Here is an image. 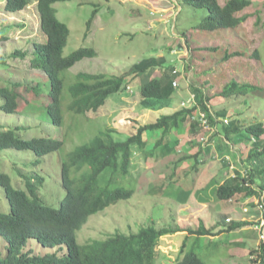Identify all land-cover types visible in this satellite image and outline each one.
I'll use <instances>...</instances> for the list:
<instances>
[{"label":"rangeland","instance_id":"1","mask_svg":"<svg viewBox=\"0 0 264 264\" xmlns=\"http://www.w3.org/2000/svg\"><path fill=\"white\" fill-rule=\"evenodd\" d=\"M252 2L253 4L243 11L251 17L239 27L213 31L198 27L204 16L208 14L207 11L195 9L183 0L56 2L54 6L58 17L69 25L71 31L64 54L69 55L82 46L94 47L98 52L95 57H86L77 62L65 74L66 90L72 78L70 75L74 76L81 71L121 73L130 69L134 63L151 56H165L168 63L173 64L180 71L179 85L168 100L147 103L140 98L141 83L138 78L134 82L133 80L130 81L131 83L128 82L130 86H124L119 92L112 94L98 111H90L86 116H82L81 127L72 131L69 137L68 149L92 138L107 126L116 128L119 131L117 135L124 138L136 132L140 125L154 122L162 114H169L185 107L182 105L183 102L187 104L194 102L195 95L192 92L195 89L205 90L211 96H216L232 78L249 81L264 89V0H252ZM5 3L6 0H0V36L4 35L9 39L0 41V58L7 59V64L0 62V86L20 81L22 87L19 88L21 98L17 113L7 114L0 111V124L6 127L31 125L29 133L45 129L54 134L56 131L51 122L48 124L44 121L47 120L44 110L36 111L31 106L38 99L44 102L46 91L37 95L34 91H26L25 88L27 84L35 85L37 81L43 86L46 83L44 72L30 67L34 42L43 40L44 37L40 28L37 0H32L25 10L17 12L6 10ZM95 4L99 5V11L89 26L88 23L96 8ZM18 49L24 51L25 56L18 54L11 56ZM256 50L260 52L259 59L254 55ZM233 52L242 54L224 59L226 53ZM161 73V69H157L154 75L159 77ZM211 105L216 108L226 106L233 114H240L231 117L240 119L245 125L252 121H264V92L261 95L253 93L243 97H218ZM187 130L182 131L180 136L173 131L174 135L182 139L181 145L177 146V150L180 151L176 155L161 157L156 162L155 157L146 160L142 157L138 158L140 154H134L137 166L131 169L133 174L125 178L126 183H124L126 187H136L134 195L92 214L88 222L77 231L79 243L102 239L118 230L136 231L141 226L151 223L159 227L180 226L183 229H196L200 221H206L207 228L218 226L216 229L211 228L212 231L217 232L223 229L222 225L227 228L226 222L221 219L223 209H227L225 212L231 210L234 214L230 215L235 216L234 219H248L255 223L252 211L247 214L241 208L250 206L254 209L258 201L264 197V177L258 178L259 186L254 183L259 194L239 195L240 200L235 203L240 208L236 210L227 207L226 203L218 199L216 193L221 181L233 175L236 170L245 173L248 166H251L244 161L247 158L246 149H249L251 144L247 143L244 147L245 152H241L238 144L233 146L232 152L229 146H222L221 151L226 148L229 154L225 155L223 164H216L222 159L215 147L219 139L216 127L210 126L200 132L198 143L202 137L210 139L211 137H208L210 133H213L214 138L210 144L201 142V145L190 153L187 142L191 136ZM231 144L229 142L228 145ZM200 147L208 151L203 155L202 164L200 162L198 164L200 170L197 171L195 168L196 159L192 161L191 158L185 161L182 171L170 179L175 161L186 153L194 156ZM224 152L226 153V150ZM54 156L44 159L48 162L42 171L50 174L52 180L42 193L50 205L58 207L64 196V190L61 182L55 179L57 159ZM0 157V164L10 171L11 177H13L11 168L14 166V160L26 159L25 155L14 151L0 153ZM13 181L15 182L14 177ZM236 204L234 207H237ZM0 208L4 211L8 210L2 188H0ZM253 226H247L243 230L225 231L215 237L196 234L188 237L186 231L166 234L156 246L155 264H175L177 258L182 257L187 251L200 254L206 264H257L258 261L251 260L258 258V253L251 255L249 250L260 247L264 237H260V233ZM233 240L238 242L246 240L247 243L235 246L231 244ZM31 242L38 254L54 252L58 248L45 247L34 240ZM185 242V251H182ZM6 244L0 236V256L6 254Z\"/></svg>","mask_w":264,"mask_h":264},{"label":"trees","instance_id":"2","mask_svg":"<svg viewBox=\"0 0 264 264\" xmlns=\"http://www.w3.org/2000/svg\"><path fill=\"white\" fill-rule=\"evenodd\" d=\"M31 1L6 0L5 9L11 12L23 11ZM58 1L67 0H37L44 41L34 42L30 67L43 71L46 83L43 86L37 81L35 85L25 86L26 91H34L37 95L46 91V100L42 102L38 99L31 106L36 111L44 110L47 119L44 121L48 124L51 122L56 132L52 134L45 129H39L36 133H29L31 125L6 127L0 124V153L14 151L26 156V159L14 160L11 172L15 182L10 171L0 164V188L4 190L8 203L7 211L0 208V236L7 243V252L0 256V264H155L156 246L166 234L186 231L188 237L193 234L215 237L225 231L254 225L255 223L248 219H231L228 216L223 219L227 228L217 232L207 228L203 221L196 229H183L180 226L159 227L151 223L136 231L118 230L102 239H92L83 244L78 242L77 231L88 222L92 214L134 195L136 187L124 186L125 178L130 177L131 173L133 174L131 169L137 166L134 154H140L138 158L146 160L155 157L156 162L161 157L178 154L177 146L181 140L178 136L187 127L193 147L201 145L200 141H196L198 134L207 129L200 120L202 112L207 116L209 127L215 126L218 134L223 135L233 146L238 144L241 152L247 150V158L244 161L251 165L245 173L236 170L233 175L218 184V199L225 203H235L240 200L239 195L259 194L254 183L259 186L258 178L264 177V121H252L245 125L240 119L231 117L240 114H233L226 106L216 108L211 103L218 97H243L253 93L261 95L264 89L249 81L235 78H232L216 96H211L208 91L195 89L192 92L195 95L192 104L169 114H162L156 121L140 125L136 132L124 138L117 135L119 131L116 128L107 126L92 138L68 149L69 137L72 131L81 127L82 118L90 111H98L112 94L119 92L128 82H134L138 78L141 83L140 98L147 103L168 100L176 91L174 81L178 79L180 71L168 63L165 56H151L134 63L130 69L121 73L81 71L74 76L70 75L72 78L71 81L68 79L70 84L66 90L65 74L77 62L86 57H95L98 52L94 47L82 46L69 55L64 54L71 31L69 25L57 15L54 4ZM183 2L191 4L195 9L207 11L208 14L198 27L211 31L239 27L250 17V14L243 11L253 4L252 0H227L224 4L220 0ZM95 6L89 26L99 11V5ZM6 39L9 37L0 36V41ZM17 54L25 56L24 51L19 49L11 56ZM241 54L226 53L224 59ZM254 55L258 59L261 57L259 50H256ZM0 62L7 64V59L2 57ZM157 69L162 72L159 77L154 75ZM20 87V81L0 86L1 112L17 113L21 98ZM173 131H176L178 136L174 135ZM212 134L208 135L211 137L207 139L208 144L214 138ZM247 143H250L251 147L245 150ZM202 152L201 148L194 156L183 155L178 158L169 178L173 179L179 174L185 161L193 157H196L197 169ZM53 156L57 159L55 179L61 182L64 190L58 207L50 205L42 193L52 180L50 174L42 171L48 162L44 159ZM43 163L45 164L42 165ZM176 181L177 179L173 182ZM251 210L249 208L242 211L249 213ZM32 240L45 247L58 248L54 252L38 254ZM246 243V240L231 241L235 246ZM30 244L32 246H29ZM185 245L186 242L182 251ZM249 253H258V258H253L252 262L264 264V239L260 247L252 248ZM175 264L206 262L197 252L187 251L177 258Z\"/></svg>","mask_w":264,"mask_h":264},{"label":"crops","instance_id":"3","mask_svg":"<svg viewBox=\"0 0 264 264\" xmlns=\"http://www.w3.org/2000/svg\"><path fill=\"white\" fill-rule=\"evenodd\" d=\"M227 0H223V2H222V4H224L225 2H226ZM251 17V16H250ZM186 129H188L187 131H189V128L187 127V128H185L184 130H183V132H185L186 131ZM218 131V130H217ZM218 133V132H217ZM219 135V139H217L218 140V142H217V145L215 146V147H217L216 149H217V151L220 153V155L222 156V159H220V162H217L216 164H218V163H222L223 164V162L225 161V159L223 160V158L225 157V155H227V154H229V150L228 149H226V148H224V150H226V153L224 152V150L223 151H221V148H222V146H229L228 144H229V141L228 140H226V139H224V136L223 135H221V134H218ZM221 137H223L222 139H221ZM216 139V138H215ZM182 140V139H181ZM197 141V140H196ZM188 144H189V153H190V151L192 150V151H194L195 150V148L196 147H199L198 145H196L195 147H193V145H192V143L193 142H190V140L187 142ZM198 143V142H197ZM181 145V144H180ZM232 145V144H231ZM229 146V149L231 150V152H232V148H233V145L232 146ZM200 149L201 148H199L196 152H195V154L197 153V152H199L200 151ZM180 151V150H179ZM206 152H208L207 151V149H203V152H202V157H201V159H203L204 160V154H206ZM210 152V151H209ZM222 152V153H221ZM193 154V153H192ZM186 155H189V154H187L186 153ZM235 157V156H234ZM195 159H196V157H193L192 158V161L194 160L195 161ZM200 159V158H199ZM199 160V162L201 163L203 160ZM202 164V163H201ZM225 165V164H224ZM226 166V165H225ZM221 167V166H220ZM222 168V167H221ZM198 169V170H197ZM197 171H199L200 170V168H199V166H197ZM225 180V179H224ZM224 180L223 181H221V183L222 182H224ZM223 203H225L224 201H223ZM234 204H236V203H233V201L232 202H230V203H226V206L227 207H230L231 209H233V208H235L234 210H236V209H238V208H240L237 204V207H234ZM251 205V204H250ZM246 207V206H245ZM244 207V208H245ZM222 208V207H221ZM243 207L241 208V210H243L244 209ZM249 208H251V207H249ZM227 209H223L222 211H221V219H222V221H223V219L225 218L224 216H228V217H232V218H235V216H233V215H230V214H234L233 212L231 213V210H230V212H225ZM256 209L254 208V209H252L251 211H252V213H251V211L249 212V213H247V214H252V216L254 217L253 218V221H256V219L258 218V216L257 215H259L260 214V211H258V210H256ZM253 214H255V215H253ZM202 221H200V223H201ZM204 222V221H203ZM204 224L206 225L207 223H206V221L204 222ZM215 224V223H214ZM222 225V224H221ZM214 226L215 225H213V226H211V227H208V228H214ZM218 227V226H217ZM216 227V228H217ZM216 228H214V229H216ZM222 228L223 229H225V227L222 225ZM186 229V228H185ZM219 230H221V229H219ZM218 230V231H219ZM238 230H243V229H238Z\"/></svg>","mask_w":264,"mask_h":264},{"label":"built area","instance_id":"4","mask_svg":"<svg viewBox=\"0 0 264 264\" xmlns=\"http://www.w3.org/2000/svg\"><path fill=\"white\" fill-rule=\"evenodd\" d=\"M178 70V69H177ZM179 71V70H178ZM177 72V71H176ZM178 80H175L174 81V85L176 87H178L179 83H178ZM195 101V99H194ZM193 103V102H192ZM190 103V104H192ZM183 106H187L189 104H187L186 102H183L182 104ZM200 120L202 121V123L205 125V127H209V123H208V119H207V116L205 113H201L200 114ZM227 121V120H225ZM203 144H206L207 143V139H205L204 137L201 138V141ZM249 208L248 207H245L244 210H248ZM257 210L260 211V215L258 216L257 220L255 221V224L253 226V228L257 229L258 232L260 233V237H264V199H260L257 203ZM229 221V219H227Z\"/></svg>","mask_w":264,"mask_h":264}]
</instances>
